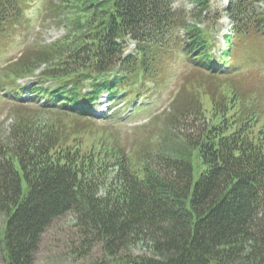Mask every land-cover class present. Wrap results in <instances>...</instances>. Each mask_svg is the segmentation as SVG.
Masks as SVG:
<instances>
[{
    "label": "trees",
    "instance_id": "16d2710c",
    "mask_svg": "<svg viewBox=\"0 0 264 264\" xmlns=\"http://www.w3.org/2000/svg\"><path fill=\"white\" fill-rule=\"evenodd\" d=\"M36 1L0 0V51ZM181 2L46 0L43 25L65 33L0 69V98L14 104L0 123L5 264H34L67 214L79 255L103 251L92 264H264V75L246 69L260 60L264 73V0H194L204 26ZM224 14L231 27L215 54ZM174 56L192 66L189 82L136 157L74 121H99L104 94L108 118L122 116L121 101L143 110L137 99L153 98Z\"/></svg>",
    "mask_w": 264,
    "mask_h": 264
},
{
    "label": "rangeland",
    "instance_id": "374dc122",
    "mask_svg": "<svg viewBox=\"0 0 264 264\" xmlns=\"http://www.w3.org/2000/svg\"><path fill=\"white\" fill-rule=\"evenodd\" d=\"M46 0H37L27 12V23L22 26L23 33L18 35L15 40L8 43L2 51H0V68L4 62L13 59L19 55L21 50L34 44L39 40H43L45 43L60 38L64 33V25L57 26L40 24V16L45 6ZM213 3L219 7H225L227 0H213ZM187 11L190 19H196L203 21L202 26L209 21L208 18H198L195 15L199 12L198 6L195 5L194 0H182L181 4ZM210 17V16H209ZM211 18V17H210ZM231 27L229 17L225 14L219 21V25L215 32L217 38V48L224 43V35L228 33ZM134 47V44H130V50ZM259 60L256 65L259 67ZM252 66V65H251ZM247 66L246 69L250 71L253 76H259L263 73L262 69L258 67ZM192 66L186 63L183 58L174 56L169 64L167 70L164 71L163 76L159 79V83L156 87V93L153 98H145L141 100L137 99L139 105H145V108L137 109L136 113H131V108H128L123 112V115L118 118H113L110 121L107 119L98 118L99 121H82L75 119L79 125L88 126V129L92 131L98 130L101 133L105 132V137H117L125 148H127L131 154L136 157V148L144 147L147 141L153 136V130L149 131L152 119L161 114L162 109L170 104V100L174 94L179 90L183 81L189 82V70ZM38 73V72H37ZM162 78H164L162 80ZM149 93H145L144 96H148ZM144 102V104H143ZM124 103L119 102L116 107H122ZM126 105V104H125ZM14 107L12 101L0 98V123L8 115ZM108 104L106 99L97 103L95 106V113L99 116H105ZM168 109H166L167 112ZM164 113L161 114L162 117ZM152 116V117H150ZM159 118V117H158ZM160 119V118H159ZM10 122V121H9ZM8 124V122H7ZM197 169V168H196ZM80 245L79 235L75 228L74 217L72 214H67L62 218L57 219L43 234L42 241L39 246V250L36 253L34 264H92L93 261L103 260L104 253L100 246H95L92 252L86 254L85 258L79 255L78 246ZM135 253L140 252L139 249L134 250ZM0 264H5L3 252L0 247Z\"/></svg>",
    "mask_w": 264,
    "mask_h": 264
}]
</instances>
